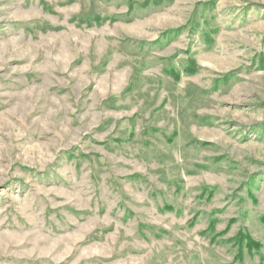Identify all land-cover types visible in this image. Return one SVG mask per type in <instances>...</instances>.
<instances>
[{
  "label": "rangeland",
  "instance_id": "1",
  "mask_svg": "<svg viewBox=\"0 0 264 264\" xmlns=\"http://www.w3.org/2000/svg\"><path fill=\"white\" fill-rule=\"evenodd\" d=\"M0 246L264 264V0H0Z\"/></svg>",
  "mask_w": 264,
  "mask_h": 264
},
{
  "label": "trees",
  "instance_id": "2",
  "mask_svg": "<svg viewBox=\"0 0 264 264\" xmlns=\"http://www.w3.org/2000/svg\"><path fill=\"white\" fill-rule=\"evenodd\" d=\"M244 237H245V236L239 234V235H237L236 238H237V239H240V240H243ZM246 244H247L248 247H250V248H251V247H256V246H257V244H256L255 242H253V241H247Z\"/></svg>",
  "mask_w": 264,
  "mask_h": 264
},
{
  "label": "bare ground",
  "instance_id": "3",
  "mask_svg": "<svg viewBox=\"0 0 264 264\" xmlns=\"http://www.w3.org/2000/svg\"><path fill=\"white\" fill-rule=\"evenodd\" d=\"M1 247V246H0Z\"/></svg>",
  "mask_w": 264,
  "mask_h": 264
}]
</instances>
